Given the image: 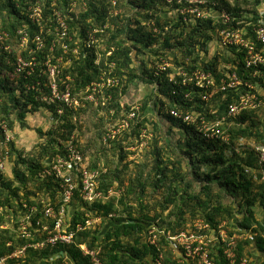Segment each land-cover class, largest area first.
Listing matches in <instances>:
<instances>
[{"label":"trees","instance_id":"obj_1","mask_svg":"<svg viewBox=\"0 0 264 264\" xmlns=\"http://www.w3.org/2000/svg\"><path fill=\"white\" fill-rule=\"evenodd\" d=\"M201 1L204 2L201 7L204 10L214 8L238 20L248 15H258V7L264 2ZM83 2L79 1L75 12L66 18L68 0H0V33L8 34L9 39L5 43L10 44L13 50L10 55L0 50V124L4 122L10 133L14 130L15 122L20 129H28L27 116L41 109L46 110L56 122L51 130L42 134L46 143L38 158L26 159L17 152L13 141L7 143L9 155H15L16 160L10 171L11 179L0 173V226L5 224L6 217L17 216L22 207L21 200L29 206L35 205L39 210L40 201L47 198L55 204L60 203L59 180L54 177L39 180L36 175L45 167L39 160L41 155H48L49 160L57 155L65 156L69 145L81 154L82 165L89 170L100 171L97 190L105 195L110 190L116 193V196L105 201L95 200L92 204H86L80 198V190L76 189L68 207L71 208L68 211L71 227L74 229L76 224H84L87 218H99V221L78 232L69 246H48L41 251H28L24 264H56L55 259L48 261V258L51 259L59 251H65L74 264H90L89 259L82 256L79 245H85L90 250L99 248L103 264H190L189 261L180 262L181 257L173 252L178 246L175 248L170 238L186 231L219 238L221 230L228 237L234 234L239 236L233 246L237 262L256 256L262 262L255 264H264V161H261L255 147L244 145L237 148L240 140L264 147V124L257 115L264 108L244 112L228 121L231 123L227 129L228 143L205 140L195 125L174 119L169 111H195L214 121L224 113L232 96L228 95L223 102L219 94L210 102H202L195 90L177 86L170 80L171 70L154 75L155 67L162 60L170 61L175 67L186 71L199 66L211 71L216 79L220 77V67L223 65L231 64L239 74L248 73L242 63L236 65L222 49L213 46L218 30L224 26L210 19H200L193 24L182 22L181 17L176 19L177 11L186 6V0H117L114 7L112 0H86L85 7ZM38 3L43 9L44 31L48 27L52 30L55 28V11L65 17L69 34L75 39L84 38L89 26L110 24L85 58L83 47H79L78 55L73 54L72 49L76 46L72 42H68L67 54L60 47L54 49V57H63L55 76L58 91L63 93L68 86L71 97L79 101L78 106L67 108L57 100L50 104L43 103L42 95L50 96L51 89L47 85V76L39 77V70L28 79L10 78L13 70L12 65L6 64L7 59L12 61L18 54L28 57L17 44V30L25 25L31 36L40 32L41 28L32 24L27 12L29 7ZM112 11H117V15H113ZM213 49L218 51L213 54ZM175 51L179 52L176 57ZM47 53L46 48L34 55L42 59ZM140 55L150 56L151 62L148 65L142 61L136 64ZM98 58L100 61L96 64ZM55 59L53 64H56ZM237 60L240 62L239 56ZM112 64V73L107 75ZM101 75L118 79L119 86L103 89L98 95L97 104L84 102L86 88L99 81ZM29 83L35 88L26 91L25 85ZM130 83L147 84L157 89L155 95L151 98L148 96L135 111L129 127L114 139L105 140L109 128L105 132L99 131L96 138L103 144L101 155H106L110 150L115 151L118 157L114 170H106L99 166L98 157L88 161L75 139V132L80 127V113L92 107L106 110L111 118L119 114L118 122L123 120L133 110V107L129 108L122 102V98L128 95L127 85ZM60 109H63L62 114H58ZM210 109H213L211 114ZM116 124L110 126L115 127ZM159 131L161 137H158ZM4 134L0 127V141L5 140ZM168 134L176 139L175 143H167ZM151 137V146L146 153L148 157L142 161L134 160L135 150H128L126 145L135 139L142 147ZM159 138L163 141L161 146H158ZM168 148L174 159L165 157L164 151ZM183 162L190 169L188 173L182 170ZM121 170L130 172L128 179H122ZM28 184L34 185V188L31 189ZM196 185L199 189L197 193L194 192ZM156 193L158 199L155 198ZM225 197L231 198L232 202L224 204L222 199ZM186 218L194 220L186 224ZM198 221L202 226L199 231L195 227ZM15 222L13 226L16 232ZM150 231H153L152 234ZM9 242L12 245L9 246ZM22 243L23 240L15 239L8 228H0V257ZM208 250L214 264H229L218 243L215 246L210 243Z\"/></svg>","mask_w":264,"mask_h":264},{"label":"built area","instance_id":"obj_2","mask_svg":"<svg viewBox=\"0 0 264 264\" xmlns=\"http://www.w3.org/2000/svg\"><path fill=\"white\" fill-rule=\"evenodd\" d=\"M79 1L86 6V0H68L67 17L75 12ZM186 6L181 8L176 16V19L181 17L182 22L195 23L200 19H210L216 24H222L224 27L219 29L214 42L217 48L222 49L233 61L238 65L242 63L245 71L248 73H237L236 69H232L231 64L220 67L222 73L218 79L214 78L213 73L208 70H203L199 66L193 67L186 71L183 68L175 67L167 60H162L161 63L155 67L154 75L170 71L169 78L177 86L195 90L202 102H210L221 94V101H225L229 96L231 102L226 106L223 114L214 121H209L204 115L193 112H180L177 110L169 111L171 117L181 121L184 124L195 125L202 138L205 140H219L223 143H228L229 136L227 129L231 126L228 122L240 114L246 112H256L264 108V14L256 16H245L241 20L235 19L230 14L224 11L210 8L204 10L201 8L204 2L201 0H186ZM112 6L117 5V0H112ZM28 19L32 24L39 26L40 32L31 36L27 31V26L22 25L17 30L19 47L26 51L28 57L22 54L15 56L12 61L7 59L6 64L12 65L11 79L23 77L28 79L39 70V77L47 76L49 83L47 84L51 89V95H42L41 101L46 104L54 103L55 100L61 102L65 107L72 108L78 106L80 103L77 99L71 97L69 87L66 86L63 93H59L55 76L58 73V64L61 63L63 57H54V49L60 47L64 54L69 50L68 42L75 44L72 49L73 54L78 55L79 47H83L85 52L83 58L86 57L88 51L95 48L100 35L104 34L109 28L110 24L93 25L85 31L84 38L75 39L69 34L68 24L61 12H54L55 28L52 30L48 27L43 30L42 14L43 9L41 5L35 4L28 8ZM117 15V11L111 12ZM157 29H154V32ZM45 33V35H44ZM51 36V38H50ZM9 39L6 32L0 33V50L10 55L13 50L10 44L5 41ZM33 46L32 48L30 47ZM48 49L47 53L42 59L37 58L35 52ZM111 52H109V55ZM240 57V62L237 60ZM56 58V64L53 60ZM100 58L97 59L98 64ZM199 64V63H198ZM109 67V66H108ZM107 75L112 73L113 64L109 67ZM106 75V72L104 73ZM104 75L99 77V81H94L86 88V96L83 98L84 102L97 104L98 95L103 89H113L119 86V80L113 77L105 78ZM3 77V76H1ZM179 80H178V79ZM39 82V81H38ZM26 91L33 90V84L25 85ZM157 87H155L156 91ZM190 92L185 95L188 98ZM109 98L110 95H109ZM138 107H133V110L126 115V117L119 121L115 127H110L105 140H112L121 131L129 127V122L134 118L135 111ZM213 109H210V114ZM63 109L58 110V114H62ZM4 131V141H0V173L5 170V161L8 159L7 143L12 141L10 132H7L6 126L0 124ZM255 150L260 154L261 161H264V147L257 146ZM81 154L69 145L65 156L57 155L55 158L48 160L44 169L37 175L36 179L44 180L54 177L59 180V197L60 203L55 204L49 198L40 201V210L34 205L29 206L23 200L21 203L20 212L23 213L21 218H18L16 224V237L23 240V243L14 247L7 255L0 257V264H9L16 262V264H24L27 261V253L30 250L41 251L50 246L51 248L57 246H69L73 244L74 237L78 232L85 228L92 227L99 221V218H87L84 224H76L75 228L71 227L68 214V207L73 200L76 189L80 190V198L86 204H92L95 200L105 201L111 196H116L112 190L105 195L103 192L97 190V180L100 176V171L89 170L81 163ZM38 205V203H37ZM38 216V217H37ZM200 226V227H199ZM199 231L202 226L195 225ZM1 229L4 227L0 226ZM153 232V231H152ZM150 232V234H152ZM238 235L228 237L224 230L219 232V238L210 237L208 241L206 237L196 235V233L186 231L177 236L170 238L173 246L178 248L173 252L181 257L180 262L189 261L190 264H214L209 257L208 246L218 243V247L222 249L223 256L228 260L229 264H248L246 258H242L239 262L236 261L233 246L235 245ZM37 239V241H35ZM217 242V243H216ZM8 245H12L11 242ZM82 256L89 259L90 264H103L100 260V249H88L85 245L78 246ZM54 257V258H53ZM48 261L56 260V264H74L65 251H59ZM159 264V263H157Z\"/></svg>","mask_w":264,"mask_h":264},{"label":"rangeland","instance_id":"obj_3","mask_svg":"<svg viewBox=\"0 0 264 264\" xmlns=\"http://www.w3.org/2000/svg\"><path fill=\"white\" fill-rule=\"evenodd\" d=\"M215 54L218 50L213 49ZM175 57L176 54L179 52L175 51ZM168 57H173L172 55H168ZM165 58V57H164ZM135 61L136 64L139 63V61L144 62L145 64H149L152 60L150 56H143L140 55ZM170 62V61H169ZM131 85H127L129 88L128 95L122 98V102L127 104V106L130 107H140L141 104H143V101L152 95H155V90L152 86H149L147 84H137L130 83ZM151 101V99H150ZM149 101V102H150ZM151 104V102H150ZM258 119L263 122L264 124V109L257 112ZM157 117V115H155ZM81 121H80V127L77 128V131L75 132V136L80 144L81 150L84 154V156L87 158L88 161L96 160L95 156L99 158V166L104 169H111L114 170L116 164L118 163V157L117 153L115 151H107L106 155H101L102 149L101 146H103L102 142L98 140L97 135L99 131L105 132L106 129L110 128V125H113V123H117L118 125V119H120V115L117 114L114 118H111L110 115L107 113L106 110H97L92 107H88L85 112L80 113ZM158 118V117H157ZM158 122V121H157ZM26 123L28 124V129H20L17 122H15L14 130L9 133L10 138L14 142L15 148L18 153L22 154L24 158L26 159H33V157L38 158L40 157L39 153L41 152L42 146L46 143L45 137L42 136V134H45L47 131L51 130L55 125L56 122L52 120L50 117V114L46 111L41 109L38 113L31 114L27 116ZM109 125V126H108ZM116 128V127H115ZM41 132V135L39 133ZM122 133V132H121ZM158 137H161L160 131L158 132ZM165 137V135H164ZM167 143H175L176 139L172 137L171 134H168L167 136ZM165 137V138H166ZM152 140V137L147 139L143 146L141 147L140 144L136 142V140L131 139L128 143V150L134 151L133 153L134 157H132L136 161H142L144 158L146 159L148 155L146 154L149 147L151 146L150 142ZM161 139L159 138L158 146L162 145ZM131 144V145H129ZM240 146L237 145V148H240L241 146L248 145L249 147H257V145L254 142L246 141V140H240L239 141ZM171 145V144H169ZM174 145V144H173ZM125 146V147H126ZM105 154V153H104ZM165 157L171 159H174L171 153V149L168 148L164 151ZM16 160V156L9 155L8 159L5 161V170L2 172L1 175H3L5 178H12V175L10 173L14 161ZM41 161L42 165H46L49 157L48 155H41ZM120 171V169H118ZM182 170L184 172H189L190 169L188 168V165L186 162L182 163ZM121 177L122 179L126 180L128 179V176L130 174L129 171L121 170ZM28 187L31 189L34 188V185L28 184ZM198 186L196 185L194 187V192H198ZM216 190V189H214ZM157 193L155 195V198H157ZM222 202L224 204H230L232 202L231 198L225 197L222 199ZM71 211V208L69 209ZM257 218L260 220V212L257 210ZM23 216V213L18 211L16 217L5 218V224H3L2 227L8 228L10 232L12 233V236L16 239V232L14 230L13 223L18 218H21ZM166 216V213L164 214ZM5 217V216H4ZM200 219L199 217H196ZM173 219V218H172ZM194 219L186 218L187 223L190 224ZM196 224L201 225V222L198 221ZM195 224V225H196ZM185 227V226H184ZM200 227V226H199ZM198 227V228H199ZM197 228V229H198ZM15 232V233H14ZM152 232V231H150ZM212 234V233H211ZM213 236V235H212ZM210 235L206 237V240L210 239ZM215 237V236H213ZM258 258L256 256L248 257V264H255V263H261L262 260H257Z\"/></svg>","mask_w":264,"mask_h":264},{"label":"crops","instance_id":"obj_4","mask_svg":"<svg viewBox=\"0 0 264 264\" xmlns=\"http://www.w3.org/2000/svg\"><path fill=\"white\" fill-rule=\"evenodd\" d=\"M259 10V14H264V2H262V4L258 7ZM249 17V15H248ZM213 46L215 47V45L213 44Z\"/></svg>","mask_w":264,"mask_h":264}]
</instances>
